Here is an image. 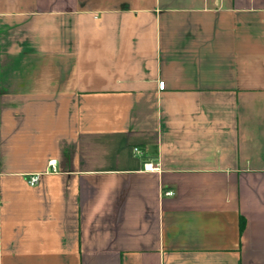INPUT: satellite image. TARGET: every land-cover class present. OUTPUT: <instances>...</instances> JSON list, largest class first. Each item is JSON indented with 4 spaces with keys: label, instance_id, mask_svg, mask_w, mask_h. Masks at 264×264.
<instances>
[{
    "label": "crops",
    "instance_id": "crops-1",
    "mask_svg": "<svg viewBox=\"0 0 264 264\" xmlns=\"http://www.w3.org/2000/svg\"><path fill=\"white\" fill-rule=\"evenodd\" d=\"M0 264H264V0H0Z\"/></svg>",
    "mask_w": 264,
    "mask_h": 264
},
{
    "label": "built area",
    "instance_id": "built-area-1",
    "mask_svg": "<svg viewBox=\"0 0 264 264\" xmlns=\"http://www.w3.org/2000/svg\"><path fill=\"white\" fill-rule=\"evenodd\" d=\"M163 86H164V83H163V82H159V83H158V88H159V89H162ZM133 150H134L135 153H137V154H141L140 150H139L137 147H134ZM55 163H56L55 160H50V161H48V167H49V169H50L51 171H56ZM154 169H156V166L153 165L151 162H144V163L142 164V170H144V171H153ZM37 180H38V175L35 174V175H32V176H30V177L28 178V183H29L30 185H34V184L37 182ZM173 194H174V193H173V191H171V190H167V191H164V192H163V195H166V196H171V195H173Z\"/></svg>",
    "mask_w": 264,
    "mask_h": 264
},
{
    "label": "trees",
    "instance_id": "trees-1",
    "mask_svg": "<svg viewBox=\"0 0 264 264\" xmlns=\"http://www.w3.org/2000/svg\"><path fill=\"white\" fill-rule=\"evenodd\" d=\"M241 227H243V224H242V222H241V226H240V228H241Z\"/></svg>",
    "mask_w": 264,
    "mask_h": 264
}]
</instances>
